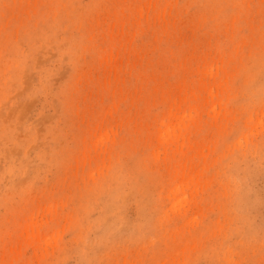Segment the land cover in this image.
Listing matches in <instances>:
<instances>
[{"label": "rangeland", "instance_id": "rangeland-1", "mask_svg": "<svg viewBox=\"0 0 264 264\" xmlns=\"http://www.w3.org/2000/svg\"><path fill=\"white\" fill-rule=\"evenodd\" d=\"M0 264H264V0H0Z\"/></svg>", "mask_w": 264, "mask_h": 264}]
</instances>
